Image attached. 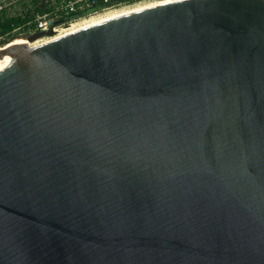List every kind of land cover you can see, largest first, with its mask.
Masks as SVG:
<instances>
[{"label":"water","instance_id":"1","mask_svg":"<svg viewBox=\"0 0 264 264\" xmlns=\"http://www.w3.org/2000/svg\"><path fill=\"white\" fill-rule=\"evenodd\" d=\"M42 36L0 65V264H264V0L37 31L0 63Z\"/></svg>","mask_w":264,"mask_h":264},{"label":"trees","instance_id":"2","mask_svg":"<svg viewBox=\"0 0 264 264\" xmlns=\"http://www.w3.org/2000/svg\"><path fill=\"white\" fill-rule=\"evenodd\" d=\"M9 7L0 10V37L23 36L35 30V20L39 16L55 11L62 0H11ZM137 1V0H136ZM133 0L124 3L131 4ZM10 10L12 13L8 14ZM64 21L59 17L56 23Z\"/></svg>","mask_w":264,"mask_h":264},{"label":"built area","instance_id":"3","mask_svg":"<svg viewBox=\"0 0 264 264\" xmlns=\"http://www.w3.org/2000/svg\"><path fill=\"white\" fill-rule=\"evenodd\" d=\"M112 0H62L56 7L55 11L51 13H47L43 16H39L35 20V30L30 33L33 34L37 31H44V32H53L59 35H63L68 33L73 28H79L82 25H78L81 20H85L87 17H94L98 16L100 14H103L111 9H114L120 5H123L125 3H121L116 6L109 7L107 9H103L101 11H96L86 17L79 18L76 20L71 21H64L63 23L59 25H55L56 20L59 17H64V20H66L69 17H72L75 14L82 13L86 10H89L91 8H94L98 5L107 4ZM136 1V0H135ZM134 1V2H135ZM11 0H0V10L9 7L11 5ZM127 4V3H126ZM129 5V4H128ZM102 19V18H101ZM28 34V35H30ZM28 35H23V37H27ZM11 38H17L16 36H6V37H0V47L8 41Z\"/></svg>","mask_w":264,"mask_h":264},{"label":"bare ground","instance_id":"4","mask_svg":"<svg viewBox=\"0 0 264 264\" xmlns=\"http://www.w3.org/2000/svg\"><path fill=\"white\" fill-rule=\"evenodd\" d=\"M134 1V0H133ZM172 1H176V0H161V1H158V2H155V3H148V5H145V6H142V7H139V8H134V9H131V10H126V11H123V12H120V13H116V14H113V15H111V16H109V17H105V18H102V19H98V20H94V21H91V22H87V23H85V24H83L82 26H80L79 28H82V27H84V26H87V25H91V24H94V23H96V22H98V21H103V20H105V19H109V18H111V17H115V16H118V15H122V14H125V13H129V12H132V11H135V10H138V9H142V8H146V7H150V6H154V5H159V4H164V3H168V2H172ZM124 3V2H123ZM122 3V4H123ZM126 4V3H125ZM102 17V16H101ZM104 17V16H103ZM79 28H73L72 30H70V31H74V30H76V29H79ZM69 31V32H70ZM53 35H59V34H56V33H53V32H51ZM23 39H25V38H21V39H18V40H23ZM47 42V39H46V37H44V36H42V37H40L39 39H37L35 42H34V44H33V46L31 47V48H29V49H27V50H23V51H21V52H19L17 55H15V56H9V57H7V58H5L1 63H0V65H2V64H4V63H6V62H8V61H10V60H13V59H15V58H17V57H19V56H21V55H24V54H26V53H28V52H30V51H33V50H35V49H37V48H39V47H41L42 45H44L45 43Z\"/></svg>","mask_w":264,"mask_h":264},{"label":"rangeland","instance_id":"5","mask_svg":"<svg viewBox=\"0 0 264 264\" xmlns=\"http://www.w3.org/2000/svg\"><path fill=\"white\" fill-rule=\"evenodd\" d=\"M134 1L131 4H129V5H128V3L120 5V6L116 7V8H114V9H111V10H109V11L103 13V14L98 15V16L87 17L85 20H81L78 25H83V24H85L87 22H91V21L98 20V19H101V18L109 17V16H111L113 14H116V13H120V12H123V11H126V10H131V9H134V8H139V7L148 5V3L149 4L150 3H155V2H158V1H161V0H137L135 2ZM7 13L10 14L12 12L10 10H8Z\"/></svg>","mask_w":264,"mask_h":264}]
</instances>
